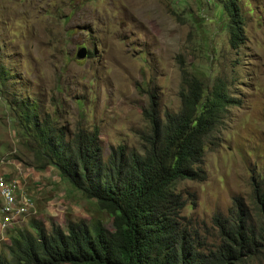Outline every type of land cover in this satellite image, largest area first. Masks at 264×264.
<instances>
[{"label": "rangeland", "instance_id": "374dc122", "mask_svg": "<svg viewBox=\"0 0 264 264\" xmlns=\"http://www.w3.org/2000/svg\"><path fill=\"white\" fill-rule=\"evenodd\" d=\"M220 2L0 0V177L18 180L31 199L24 220L0 232V254L32 219L48 232L50 222L66 230L94 220L112 230V219L56 169L38 170L17 101L35 102L56 128H98L106 161L111 148L141 150L150 102L159 116L178 112L183 73L209 86L222 79L238 104L225 109L205 146L204 181L175 185L180 216L209 232L212 218L233 215L237 204L253 218L255 190L264 192V0H235L244 19L237 48ZM79 47L92 57L77 61Z\"/></svg>", "mask_w": 264, "mask_h": 264}, {"label": "trees", "instance_id": "16d2710c", "mask_svg": "<svg viewBox=\"0 0 264 264\" xmlns=\"http://www.w3.org/2000/svg\"><path fill=\"white\" fill-rule=\"evenodd\" d=\"M218 6L229 18L230 47L237 48L244 19L235 0H221ZM178 99V112L163 116L150 102L143 111L149 128L138 134L141 150L111 148L106 161L98 128H56L49 117L40 118L35 102L17 101L20 124L36 142L32 152L38 170L56 169L112 219V230L94 220L68 223L66 230L50 222L48 232L32 219L28 229L9 237L0 264H264L263 190H255L252 219L241 204L231 216L213 217V232L181 218L185 203L174 187L179 181H204L198 167L205 146L225 109L238 102L222 79L209 86L186 73Z\"/></svg>", "mask_w": 264, "mask_h": 264}, {"label": "built area", "instance_id": "2783aa9c", "mask_svg": "<svg viewBox=\"0 0 264 264\" xmlns=\"http://www.w3.org/2000/svg\"><path fill=\"white\" fill-rule=\"evenodd\" d=\"M0 199V231L6 232L21 222L28 210L29 201L15 181L5 182L1 178Z\"/></svg>", "mask_w": 264, "mask_h": 264}, {"label": "clouds", "instance_id": "9594fccd", "mask_svg": "<svg viewBox=\"0 0 264 264\" xmlns=\"http://www.w3.org/2000/svg\"><path fill=\"white\" fill-rule=\"evenodd\" d=\"M79 48H82V47H79ZM78 48V49H79ZM83 48H85V47H83ZM86 49V48H85ZM87 50V49H86ZM88 53H89V51L87 50V56H86V58H88L89 56H88ZM92 57V56H91ZM85 58V59H86ZM90 58V57H89ZM84 59V60H85ZM84 60H80V61H84ZM1 179H3L5 182H10V181H15L16 183H17V185L19 186V188H20V191H21V193L28 199V201H29V207H28V210H27V212H26V214H25V216L22 218V220H21V222L24 220V218L26 217V215L29 213V210H30V207H31V199H30V197H29V195L23 190V188L21 187V184H20V182L18 181V180H16V179H13V178H9L8 176H1L0 177ZM1 203H2V201H1V199H0V207H1ZM0 216H1V214H0ZM20 222V223H21ZM19 223V224H20ZM18 224V225H19ZM17 226V225H16ZM15 227V226H14ZM12 229H14V228H12ZM12 229H9L8 231H10V230H12ZM1 232V231H0ZM7 232V231H6ZM1 233H4V232H1Z\"/></svg>", "mask_w": 264, "mask_h": 264}, {"label": "water", "instance_id": "95a60500", "mask_svg": "<svg viewBox=\"0 0 264 264\" xmlns=\"http://www.w3.org/2000/svg\"><path fill=\"white\" fill-rule=\"evenodd\" d=\"M87 56V50L85 48H79L77 49L76 53H75V59L77 61H80V60H84Z\"/></svg>", "mask_w": 264, "mask_h": 264}, {"label": "bare ground", "instance_id": "6f19581e", "mask_svg": "<svg viewBox=\"0 0 264 264\" xmlns=\"http://www.w3.org/2000/svg\"><path fill=\"white\" fill-rule=\"evenodd\" d=\"M33 206V205H32Z\"/></svg>", "mask_w": 264, "mask_h": 264}]
</instances>
